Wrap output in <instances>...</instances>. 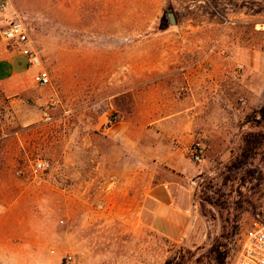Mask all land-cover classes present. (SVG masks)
<instances>
[{"label":"rangeland","instance_id":"rangeland-1","mask_svg":"<svg viewBox=\"0 0 264 264\" xmlns=\"http://www.w3.org/2000/svg\"><path fill=\"white\" fill-rule=\"evenodd\" d=\"M13 19L27 26L51 85L33 87L43 102L38 109L24 111L27 101L17 97L10 111L0 84V264H65L70 254L78 264H214L211 249L224 233L229 239L220 243L229 245L232 264L247 233L264 221V149L234 165L245 138L264 135L255 116L264 105V0H9L0 58L15 51L1 37ZM236 39L249 54L232 57ZM202 45L215 51L206 63L217 79L207 112L198 110ZM185 73L196 79L187 82ZM18 113L40 122L21 124L20 138L5 139ZM132 138H140L139 156L128 153ZM197 139L206 146L200 164L182 150ZM174 142L195 170L188 178L159 158ZM41 158L53 168L35 174ZM133 167L141 203L155 184L192 190V237L172 240L153 230L124 191V178L109 184ZM216 191L224 209L204 200V192Z\"/></svg>","mask_w":264,"mask_h":264},{"label":"crops","instance_id":"crops-1","mask_svg":"<svg viewBox=\"0 0 264 264\" xmlns=\"http://www.w3.org/2000/svg\"><path fill=\"white\" fill-rule=\"evenodd\" d=\"M210 47L211 46L202 45L199 48L200 50L196 51L198 56L197 61L199 63L198 69L200 70L197 78V84L202 98L198 110L202 112H207L213 108L214 104H210L207 100H209L210 95L212 94V87L217 83V79L215 80L213 78V74H208V65L206 64L208 63V60L213 57L212 53H215L213 49H209ZM230 47L233 53L232 57L235 56V58L236 56L237 58H240V54L242 52L247 54V51L249 50L246 42H241L237 39L232 41ZM188 58L190 57L188 56ZM243 62L246 64L244 60ZM188 65L191 66V64ZM36 73L37 70L31 68L26 57L18 51L8 52L0 58V84L3 85V91L9 102L8 106L10 107V111H12V109L17 111V97H21L23 100L27 101L26 105L21 106L24 111H28L30 108L38 109V104L41 105L43 103L41 101L42 99H40L35 92H32L33 87L36 85L34 82V76ZM184 77L189 83L196 79V77L193 78L189 73H185ZM167 80L168 79H165V81ZM169 92L170 91H167L166 93ZM29 99H33L37 104L32 105L28 102ZM18 116L21 117L19 113ZM11 118L13 119L14 115ZM15 119L16 121H14V124H16V127L14 126L7 129L4 135L5 139L16 137L20 138V134L22 132L20 127L21 124L25 127V129H27L31 127V125H37L40 122L38 118H35V120H32L31 122H25L26 120L23 117H18L20 121L17 118ZM132 144L133 146L128 153H130L132 157L139 156L140 138H132ZM117 153L120 152L118 151ZM159 155L160 160H163V162L169 167V170L173 171L175 174H179L182 178L190 177V174L195 171L191 166V163H189L182 153H178L174 150L173 152L166 151L163 154L160 152ZM75 157L76 153L74 144L72 151L69 152V159H75ZM178 157H184L183 159L187 161L188 167L186 166V168H183L180 163L181 161L178 160ZM6 159L10 163L13 162L14 153L8 155ZM103 174L104 172L102 171V175ZM120 176L124 178V191H126V194L129 196L131 192L133 193V201H138L137 206L139 207V213L143 212L145 217H148L149 227H152L153 230H158L166 238L172 240H177L184 234L187 238H190L197 232L196 224L198 223V217L193 208L195 195L192 190H189L182 185L179 188H174L165 184L161 186H157L155 184L154 186L152 185L149 187L148 193L145 194V198H143L141 203L139 202L140 197L138 195L141 186L140 171L133 167L131 169H126L125 173L121 175L116 172V179L110 183V174L109 171H107V180L111 185L118 186L120 184Z\"/></svg>","mask_w":264,"mask_h":264},{"label":"built area","instance_id":"built-area-1","mask_svg":"<svg viewBox=\"0 0 264 264\" xmlns=\"http://www.w3.org/2000/svg\"><path fill=\"white\" fill-rule=\"evenodd\" d=\"M9 0H0V18L5 14ZM7 27L1 32L2 39L9 44L13 50L20 52L26 57L31 68L37 70L34 82L39 87L51 85L49 72L43 66V60L39 52L31 46L29 31L24 22L19 19L6 20ZM225 54V52H222ZM179 148V142H174L173 149ZM189 155L193 163L200 164L206 157V146L201 139H197L182 149ZM53 168V163L48 158H41L35 161L32 170L35 174L45 173ZM18 175H24L19 171ZM65 264H78L75 255H67ZM232 264H264V221L256 224L250 230L241 247L240 252L234 258Z\"/></svg>","mask_w":264,"mask_h":264},{"label":"trees","instance_id":"trees-1","mask_svg":"<svg viewBox=\"0 0 264 264\" xmlns=\"http://www.w3.org/2000/svg\"><path fill=\"white\" fill-rule=\"evenodd\" d=\"M257 118H259L260 124L264 123V105L256 112L255 115ZM259 137L257 135H250L249 138H245V144L241 152V156L237 159V161L234 163V165L238 166L241 163L240 158L243 157H249L251 154L264 149V135L263 132L258 133ZM204 200H206L211 205L215 206L219 209L223 208V203L221 202V195L216 191L211 196H207V192H204ZM224 217V216H223ZM225 223L229 224L231 229H233V233H238L239 226L237 225L236 220H231V218H224ZM222 239L228 240L229 236H226L225 233L221 236ZM221 238L216 241V243L213 245L211 249L212 253V262L214 264H227L228 256L230 253V248L228 244H222L220 243ZM186 251L183 248H180V252ZM214 255V258H213ZM183 257V256H181ZM164 264H183L181 260L176 261L175 258H170L167 260Z\"/></svg>","mask_w":264,"mask_h":264},{"label":"water","instance_id":"water-1","mask_svg":"<svg viewBox=\"0 0 264 264\" xmlns=\"http://www.w3.org/2000/svg\"><path fill=\"white\" fill-rule=\"evenodd\" d=\"M167 17L169 18L170 23H171L172 25H175V24H176V22H175V17H174V14H173L172 11H169V12H168Z\"/></svg>","mask_w":264,"mask_h":264}]
</instances>
